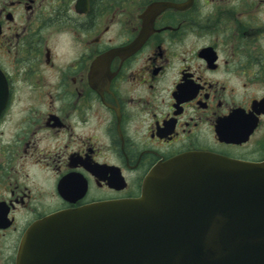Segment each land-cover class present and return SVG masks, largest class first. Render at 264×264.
Listing matches in <instances>:
<instances>
[{
	"label": "flooded vegetation",
	"instance_id": "1",
	"mask_svg": "<svg viewBox=\"0 0 264 264\" xmlns=\"http://www.w3.org/2000/svg\"><path fill=\"white\" fill-rule=\"evenodd\" d=\"M0 72V264L173 157L264 162V0H0Z\"/></svg>",
	"mask_w": 264,
	"mask_h": 264
},
{
	"label": "water",
	"instance_id": "2",
	"mask_svg": "<svg viewBox=\"0 0 264 264\" xmlns=\"http://www.w3.org/2000/svg\"><path fill=\"white\" fill-rule=\"evenodd\" d=\"M6 102L0 72V115ZM16 264H264V162L194 152L159 163L138 198L34 223Z\"/></svg>",
	"mask_w": 264,
	"mask_h": 264
}]
</instances>
